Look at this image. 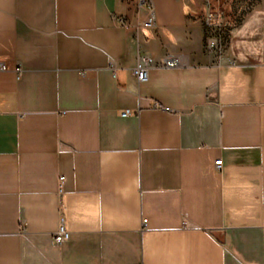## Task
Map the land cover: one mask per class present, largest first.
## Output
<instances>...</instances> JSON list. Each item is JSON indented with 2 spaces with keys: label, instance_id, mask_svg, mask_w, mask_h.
I'll return each mask as SVG.
<instances>
[{
  "label": "crops",
  "instance_id": "obj_1",
  "mask_svg": "<svg viewBox=\"0 0 264 264\" xmlns=\"http://www.w3.org/2000/svg\"><path fill=\"white\" fill-rule=\"evenodd\" d=\"M150 1L0 0V264H264V0Z\"/></svg>",
  "mask_w": 264,
  "mask_h": 264
},
{
  "label": "built area",
  "instance_id": "obj_2",
  "mask_svg": "<svg viewBox=\"0 0 264 264\" xmlns=\"http://www.w3.org/2000/svg\"><path fill=\"white\" fill-rule=\"evenodd\" d=\"M142 5H149V14L147 18L138 26L137 31L140 32L141 29L150 28L154 23V12L151 7L150 0H139ZM117 20L129 28V23L124 17L118 16ZM204 23L206 26V45L207 48L216 53L217 56H221L229 47L231 40V32L226 30V23L224 21L223 14L220 11H209L204 17ZM155 60L153 57L148 55H139L137 63L134 67V74L136 78L142 82L148 79L149 69L154 65ZM181 63L180 57L175 55H167L164 57L158 65L163 67H175ZM7 66L3 63L0 69L4 70ZM116 76V73H115ZM135 112L130 109H125L121 112V115L126 117L133 115ZM215 165L220 167L222 165V159H217ZM61 182L64 180V176L60 177ZM70 237V231L64 224V218L62 219V224L59 230L54 236V241L57 244L66 241ZM137 264V263H135Z\"/></svg>",
  "mask_w": 264,
  "mask_h": 264
},
{
  "label": "rangeland",
  "instance_id": "obj_3",
  "mask_svg": "<svg viewBox=\"0 0 264 264\" xmlns=\"http://www.w3.org/2000/svg\"><path fill=\"white\" fill-rule=\"evenodd\" d=\"M238 2L239 3H237V6H235L232 12H229L228 14L220 10V12L223 14L224 21L226 23V30L230 31L231 33L245 18V13L247 12V9L241 8V6H244L246 2H249V0H239Z\"/></svg>",
  "mask_w": 264,
  "mask_h": 264
}]
</instances>
